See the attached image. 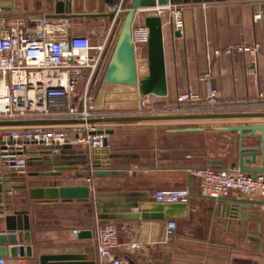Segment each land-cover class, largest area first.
Returning a JSON list of instances; mask_svg holds the SVG:
<instances>
[{
    "label": "crops",
    "instance_id": "1",
    "mask_svg": "<svg viewBox=\"0 0 264 264\" xmlns=\"http://www.w3.org/2000/svg\"><path fill=\"white\" fill-rule=\"evenodd\" d=\"M80 1L82 6L91 5L100 13H110L120 6L130 9L134 2L78 0L77 7ZM168 5L181 9L182 24L177 27L173 16L163 19L168 96L155 97L158 113L139 111L137 87L111 85L102 80L97 83L93 90L97 91V97L101 94L103 98L95 100V107H99L102 115L93 123L99 130L113 131L108 135L109 147L102 153L110 160L109 167L103 161L100 169L108 173L107 177L92 176L88 181L91 171H85L88 165L83 161L93 156V150L75 142L64 145L57 157H66L63 163L72 161L76 170L64 171L61 177L31 176L53 169L42 167L38 160L43 148L28 146L26 173L11 177L12 183L19 184L25 178L27 188L12 190L13 209L3 216L26 211L23 219L31 242L25 245L24 256L5 258L11 263L41 264L42 255L77 254L98 264L96 230L114 225L122 245L116 254L128 259L129 264H264V198L233 192L227 198L210 199L200 193L199 180L193 175L194 169L205 166L241 168V143L254 149L260 143V132L255 135L245 132L249 137L242 140L240 132L228 128L264 125V117L238 116L264 113V56L253 57L249 53L228 56L224 51L236 45L258 44L264 48V17L261 22L254 19L256 12L264 14V4L262 0H174ZM0 7L13 11L0 14L3 31L18 16L25 18L52 10V0H0ZM33 9L38 12L33 13ZM145 16L139 14L136 22L144 24ZM84 19L89 18L72 20V27ZM99 19L105 24L110 22L108 18ZM73 33L81 34L76 28ZM137 62L139 74L147 75L146 50L138 54ZM189 88L203 103H178L179 94ZM213 89L220 96L211 103L208 98ZM102 109L114 110L106 113ZM151 116L161 118H143ZM134 117L140 118L131 120ZM114 118L125 119L104 120ZM186 129L203 130L180 131ZM248 159L251 156H245L244 161ZM262 165V157L258 156L255 163L244 162L242 169L262 172ZM55 181L60 186L90 185L95 193L117 194L118 199L151 202V194L156 190L188 187L192 198L188 218L175 221L170 238L168 220L121 219L102 225L94 201L36 203L29 198V188L47 187ZM232 205L238 209L228 213L227 208ZM136 211L132 209L133 213ZM4 229L5 222L0 221V230ZM74 230H90L92 235L75 237Z\"/></svg>",
    "mask_w": 264,
    "mask_h": 264
},
{
    "label": "built area",
    "instance_id": "2",
    "mask_svg": "<svg viewBox=\"0 0 264 264\" xmlns=\"http://www.w3.org/2000/svg\"><path fill=\"white\" fill-rule=\"evenodd\" d=\"M128 10L122 6L114 9L110 27L89 35H75L69 19L52 18L46 13L15 19L0 31V167L15 174L26 173L29 145L40 146L55 156L72 142L86 144L93 151L105 150L108 134L93 123L102 114L95 107L92 93L103 80L120 31L117 26ZM139 14L157 15L162 19L169 15L175 18L177 27L182 24L181 9L170 5L142 9ZM263 17L262 12H256L255 22H261ZM94 36H99L97 42ZM133 40L138 56L147 49L149 41L145 24L135 22ZM234 53L258 57L264 56V48L258 44L236 45L224 51L228 56ZM219 96V91L213 89L208 100L212 103ZM154 99L151 95L139 97V111L156 115L158 108ZM178 103L200 104L203 99L189 88L179 94ZM193 175L199 180L200 193L210 199L227 198L233 192L264 198V171L205 166L194 169ZM151 197L159 204H189L192 191L188 187L159 189ZM173 232L174 227L169 225L168 236ZM79 233V230L73 231L75 237ZM96 242L98 264H129L128 259L116 254L122 247L116 226L99 227ZM0 264L13 263L0 258Z\"/></svg>",
    "mask_w": 264,
    "mask_h": 264
},
{
    "label": "water",
    "instance_id": "3",
    "mask_svg": "<svg viewBox=\"0 0 264 264\" xmlns=\"http://www.w3.org/2000/svg\"><path fill=\"white\" fill-rule=\"evenodd\" d=\"M78 0H52V10H43L49 17L52 18H67L70 21L83 18H108L112 21L115 17L114 12L100 13L97 10L77 11ZM85 1V0H83ZM174 0H134L132 7L124 16L121 29L118 34L115 47L110 57L109 63L103 75V82L111 85H122L137 87L140 97L147 95L156 98H166L168 96V82L166 72L165 50H164V29L163 19L157 15H147L144 17V24L149 30V41L147 44L146 54L148 63L147 75L139 74L136 49L133 40V28L138 16V12L142 9L152 8L156 6H166L173 3ZM33 13L38 12L36 9ZM13 11L9 8L0 7V14H12ZM72 30H70V34ZM179 34L178 32L176 33ZM251 117H264L262 114L253 115H238ZM140 117L131 118L137 120ZM146 120H157L161 117H143ZM123 120L125 118H114L104 120ZM34 123L43 124L46 121H36ZM231 131L241 133V139L249 137L245 132L255 135L256 132L261 133L260 143L255 148L244 147L241 143V152L239 155L240 166L244 168L246 164L256 162L258 156L262 157L264 171V125L240 126L228 128ZM203 129H186L181 132H201ZM108 135L113 134V131H106ZM105 150L93 151V156L90 159L85 157L83 164L88 167L85 171H91V175L87 177L91 181V177H107L108 173L100 170L103 166V161L110 166V160L106 155L109 147L108 138L104 140ZM259 149V150H258ZM45 156V157H44ZM245 156H251V159L244 161ZM42 167H51L53 171H42L31 173V176L43 177H61L64 171H73L77 167L72 161L63 163L66 157H57L52 155L50 151L45 150L42 157L38 159ZM85 162V163H84ZM215 165V161H211ZM93 171V173H92ZM12 171H7L0 167V221L5 222V229L0 230V258H7L9 255L13 257L25 255V245L31 242V234L27 224L24 222V214L26 211H14L15 215L3 216L7 211L13 209V189L27 188L25 178H22L21 184L12 183L14 175ZM29 198L36 203H57V202H79L88 203L94 201L97 207V213L104 222L114 220H168L170 226L175 227L176 220H184L188 218V204H159L154 201L140 200H125L118 199L117 194L110 193H95L90 185H65L60 186L55 181L47 187H35L28 189ZM106 200V201H104ZM135 208L137 211L132 212ZM237 205H232L227 208L228 213L237 211ZM16 220V221H15ZM92 235L90 230H82L79 233V238H89ZM41 264H93L84 260L83 255L77 254H55L42 255L40 257Z\"/></svg>",
    "mask_w": 264,
    "mask_h": 264
},
{
    "label": "rangeland",
    "instance_id": "4",
    "mask_svg": "<svg viewBox=\"0 0 264 264\" xmlns=\"http://www.w3.org/2000/svg\"><path fill=\"white\" fill-rule=\"evenodd\" d=\"M95 9H93V7L90 5V6H82L81 4V1H80V5L79 7H77V11H89V12H93ZM124 15V14H123ZM17 18L19 19H22L24 18L23 16H18ZM124 19V17H123ZM123 19L121 20V22L119 23V25L117 26V30L119 28V30L121 29V26H122V22H123ZM109 28L110 27V22H107L106 24L103 23V21L101 19H84V20H80V21H76L75 22V25H73V28H76L77 31L81 32L80 35H85V34H91V32H95L101 28ZM94 42H97L99 40V36H94ZM145 75V74H144ZM143 73L141 74V76H144ZM93 96H94V100H96L97 98L99 99H102L103 96L100 94L98 97H97V91L94 92L93 90ZM98 99V100H99ZM156 99V98H155ZM154 99V102L156 103V100ZM105 102H107V100H105ZM136 104V103H135ZM135 104H132L133 106L132 107H135L134 105ZM157 105V104H156ZM99 108V107H98ZM97 108V109H98ZM158 108V106H157ZM118 109H122V108H118ZM114 110V109H113ZM113 110H105V109H102V111H106V113H109V112H113ZM116 111H119L116 109ZM117 228V227H116ZM118 230V229H117ZM119 232V231H118ZM174 233V232H173ZM173 236L172 235H169V237L171 238Z\"/></svg>",
    "mask_w": 264,
    "mask_h": 264
}]
</instances>
